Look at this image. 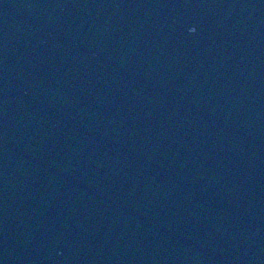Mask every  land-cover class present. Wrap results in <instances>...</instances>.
Listing matches in <instances>:
<instances>
[{
    "label": "water",
    "instance_id": "obj_1",
    "mask_svg": "<svg viewBox=\"0 0 264 264\" xmlns=\"http://www.w3.org/2000/svg\"><path fill=\"white\" fill-rule=\"evenodd\" d=\"M0 264H264V0H0Z\"/></svg>",
    "mask_w": 264,
    "mask_h": 264
}]
</instances>
